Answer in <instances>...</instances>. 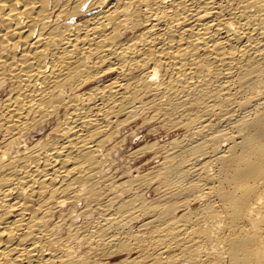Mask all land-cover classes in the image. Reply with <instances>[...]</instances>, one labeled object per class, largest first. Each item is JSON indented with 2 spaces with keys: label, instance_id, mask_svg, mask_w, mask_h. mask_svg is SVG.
Returning <instances> with one entry per match:
<instances>
[{
  "label": "bare ground",
  "instance_id": "1",
  "mask_svg": "<svg viewBox=\"0 0 264 264\" xmlns=\"http://www.w3.org/2000/svg\"><path fill=\"white\" fill-rule=\"evenodd\" d=\"M0 264H264V0H0Z\"/></svg>",
  "mask_w": 264,
  "mask_h": 264
},
{
  "label": "rangeland",
  "instance_id": "2",
  "mask_svg": "<svg viewBox=\"0 0 264 264\" xmlns=\"http://www.w3.org/2000/svg\"><path fill=\"white\" fill-rule=\"evenodd\" d=\"M40 133L42 134V132H40ZM38 134H39V133H38ZM41 134H39V136H40ZM141 138H142L141 135L138 136V137L133 141V144L131 145V148H129L128 150H132V149L138 147L139 144H137V142H138Z\"/></svg>",
  "mask_w": 264,
  "mask_h": 264
}]
</instances>
